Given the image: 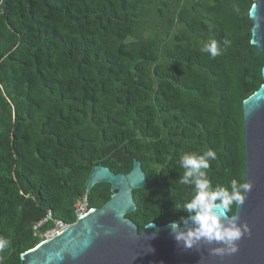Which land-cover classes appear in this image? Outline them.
<instances>
[{
	"label": "trees",
	"instance_id": "1",
	"mask_svg": "<svg viewBox=\"0 0 264 264\" xmlns=\"http://www.w3.org/2000/svg\"><path fill=\"white\" fill-rule=\"evenodd\" d=\"M242 12L253 0H0V254L21 264L55 225L76 222L111 195L87 192L97 164L127 173L141 161L148 186L129 213L141 231L176 222L184 153L217 152L213 186L246 180L243 101L264 81ZM146 33L148 34L146 36ZM215 38L222 55L201 52ZM236 206L228 213L234 215Z\"/></svg>",
	"mask_w": 264,
	"mask_h": 264
},
{
	"label": "water",
	"instance_id": "2",
	"mask_svg": "<svg viewBox=\"0 0 264 264\" xmlns=\"http://www.w3.org/2000/svg\"><path fill=\"white\" fill-rule=\"evenodd\" d=\"M261 17L251 40L264 56V0H253ZM252 4V5H253ZM245 126V179L252 183L245 202L236 207L238 223L249 232L237 242L235 254H212L219 245L199 242L186 249L171 234L173 222L139 231L127 215L136 210L134 190L148 186L141 161L135 159L127 173H116L97 164L87 182V192L101 183L110 184L112 195L100 207H92L76 222L42 240L21 254V264H49L50 254L63 259L52 264H264V82L242 103ZM223 211V210H218ZM149 224V223H148ZM189 221L186 227H191Z\"/></svg>",
	"mask_w": 264,
	"mask_h": 264
},
{
	"label": "clouds",
	"instance_id": "3",
	"mask_svg": "<svg viewBox=\"0 0 264 264\" xmlns=\"http://www.w3.org/2000/svg\"><path fill=\"white\" fill-rule=\"evenodd\" d=\"M261 3V0H258ZM232 11L242 15L252 25L253 32L260 27L261 17L257 12V5L253 4L242 12L239 5L234 4ZM257 42L250 40V46ZM201 52L207 53L212 59L222 55V49L215 38L206 42ZM256 75L259 80L264 81V63L256 66ZM217 159L214 149L202 152L184 153L177 161L183 169V175L179 176L180 185L191 189L189 199L182 203L173 205V212H184L187 216H181L170 225L171 234L178 244L186 249L193 248L199 242L216 244L211 249L212 254H235L238 251L237 242L243 235L249 232L246 224H239L238 217H227V212L233 207H239L246 200V194L251 191L252 183L248 180L231 179L227 186L217 184L215 187L208 176L211 161ZM223 210V211H218ZM191 222V227H186ZM152 222L145 227H151ZM12 241L0 235V254L10 249ZM63 259L61 253L50 254L47 257L49 264L53 261ZM0 264H5V257L0 255Z\"/></svg>",
	"mask_w": 264,
	"mask_h": 264
},
{
	"label": "built area",
	"instance_id": "4",
	"mask_svg": "<svg viewBox=\"0 0 264 264\" xmlns=\"http://www.w3.org/2000/svg\"><path fill=\"white\" fill-rule=\"evenodd\" d=\"M88 203H87V197L85 196L84 198H82L77 204H76V215L77 217L80 216L81 214H83L84 212L88 211ZM48 220H53L55 225L52 229L48 230L43 238H49L55 234H57L58 232H60L61 230L65 229L66 227H68L69 225L73 224V223H66L62 220L59 219H54L52 217V214L50 213L44 220H42L41 222L38 223V225H36L34 228L36 229L37 227H39L40 225H42L43 223L47 222Z\"/></svg>",
	"mask_w": 264,
	"mask_h": 264
},
{
	"label": "rangeland",
	"instance_id": "5",
	"mask_svg": "<svg viewBox=\"0 0 264 264\" xmlns=\"http://www.w3.org/2000/svg\"><path fill=\"white\" fill-rule=\"evenodd\" d=\"M148 34L146 33V36H147Z\"/></svg>",
	"mask_w": 264,
	"mask_h": 264
}]
</instances>
